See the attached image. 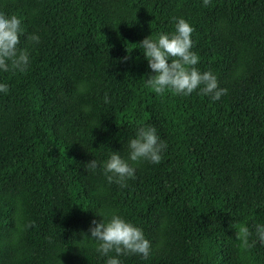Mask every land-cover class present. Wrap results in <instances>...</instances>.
I'll list each match as a JSON object with an SVG mask.
<instances>
[{
    "label": "trees",
    "instance_id": "trees-1",
    "mask_svg": "<svg viewBox=\"0 0 264 264\" xmlns=\"http://www.w3.org/2000/svg\"><path fill=\"white\" fill-rule=\"evenodd\" d=\"M0 11L40 37H21L26 71L0 73V264H103L86 237L101 208L151 242L123 264H264L251 243L264 223V0H0ZM173 17L191 24L197 67L227 90L219 100L144 86L135 44L173 31ZM141 124L168 145L160 163H138L123 186L84 168L112 150L126 158Z\"/></svg>",
    "mask_w": 264,
    "mask_h": 264
},
{
    "label": "clouds",
    "instance_id": "clouds-1",
    "mask_svg": "<svg viewBox=\"0 0 264 264\" xmlns=\"http://www.w3.org/2000/svg\"><path fill=\"white\" fill-rule=\"evenodd\" d=\"M202 3L207 6L209 0H202ZM172 19L175 21L173 31L151 32L135 44L137 46L134 48L141 49L150 70L146 78L142 77L144 86L156 94L170 92L186 97L195 91L212 101L219 100L227 90L219 86L214 72L210 69L201 71L197 67L200 57L193 50L191 24L183 17ZM21 37L33 43H38L40 39L37 33L26 34L20 17L0 11V73H22L29 68L30 52L21 47ZM8 87L7 83L0 82V92H7ZM103 100L109 102L107 94ZM167 147L154 126L141 124L135 127L134 135L126 140V158L121 155V151L112 150L102 161L94 158L85 162L84 168L93 172L99 168L109 183L123 186L127 179L135 178L138 163H160ZM94 213L101 219L91 221L88 229L90 235L86 237L95 242V251L104 258L103 264H123L121 256L133 254L144 259L149 257L151 242L139 226L115 211L107 212L101 208ZM230 227L235 229V240L241 246L249 247L252 231L248 225L240 223ZM254 231L256 241L251 243L258 241L264 245V223H255Z\"/></svg>",
    "mask_w": 264,
    "mask_h": 264
}]
</instances>
